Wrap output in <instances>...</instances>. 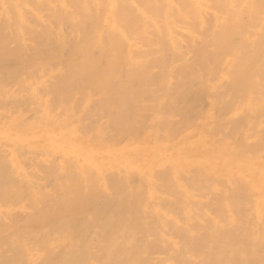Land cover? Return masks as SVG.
<instances>
[{
  "label": "bare ground",
  "instance_id": "obj_1",
  "mask_svg": "<svg viewBox=\"0 0 264 264\" xmlns=\"http://www.w3.org/2000/svg\"><path fill=\"white\" fill-rule=\"evenodd\" d=\"M27 3L2 0L1 75L19 77L26 68L37 74L35 69L62 67L55 80L46 79L51 83L45 95L39 93V87L37 91L31 87L29 101L39 108L33 105L37 110L34 121L25 120L20 110L9 118L14 127L30 131L34 141L17 128L18 133L8 140L12 138L22 148L24 144L43 149L49 145L62 158L47 159L50 163L42 164L45 171L39 167L51 181L37 177L45 185L53 184L49 189H35L33 184L39 182L31 177L36 172L30 177L18 159L22 149L17 152L18 147L14 149L7 141L13 150H5L8 153L3 154L8 155L2 157L0 144L1 200L14 198L10 206L14 204L24 214L21 219L22 213L12 214L13 206L0 207L8 218L0 214V245L8 239L11 264L36 259L39 264H57L49 256L57 245H65L59 247L61 254L55 251L63 264H151L152 256L144 258V254L154 255L151 248L158 243L165 249L171 245L173 252L168 257L164 253L159 260L153 256L158 264H171L173 257L178 264H264V167L259 166L264 156L258 153L264 149V0ZM33 19L41 28H33ZM64 23L71 27V33L67 31L70 39L62 31ZM12 40L14 47L9 45ZM65 45L66 58L60 53ZM17 98L13 105L27 108L29 101ZM204 98L210 99V108L203 112L200 101ZM95 116L99 120L94 121ZM85 118L94 123H82ZM225 119L234 127L228 130H240L238 139L232 133L231 138L237 139L233 142L219 137L220 132L227 134L221 130L227 127ZM244 119L251 131L239 128L238 122ZM93 127L100 141H105L110 168L119 166L124 171L108 177L103 173V161L95 158V143H83V138L91 140ZM57 129L58 138L53 133ZM108 130L130 139L129 148H115L117 141L106 140L114 137L110 132L111 137H106ZM174 134L178 140L173 139ZM187 142L196 145L188 149ZM251 148L256 149L253 154ZM8 165L9 172L20 181L25 179L26 185L15 183V178L9 181ZM133 174L138 176L137 183L131 182ZM232 184L235 189L228 188ZM249 191L251 199L246 196ZM21 193L28 195L26 206L19 204ZM210 194L214 199L204 205ZM167 203L182 212L177 213L183 220L170 214L173 206L167 212L171 204L166 210L161 206ZM209 204L216 206L213 215L206 212ZM151 206H155L154 217L158 215L154 222L147 215ZM167 233L180 238L182 244ZM5 251L0 250L1 262L7 257Z\"/></svg>",
  "mask_w": 264,
  "mask_h": 264
},
{
  "label": "rangeland",
  "instance_id": "obj_2",
  "mask_svg": "<svg viewBox=\"0 0 264 264\" xmlns=\"http://www.w3.org/2000/svg\"><path fill=\"white\" fill-rule=\"evenodd\" d=\"M27 1H28L27 4H28V5H31V4L34 3L35 0H27ZM5 3H6V2H5ZM1 5H2V0H0V6H1ZM46 11H47V10L44 9V10H43V13H47ZM44 19L46 20V17H45ZM33 20H35V19H33ZM0 22H1V20H0ZM34 22L37 23L36 20H35ZM31 23H33L32 20H31ZM35 23H33L32 26H33V28L38 29V27H40V24H41V23H37V24H35ZM64 24H65V23H64ZM41 25H42V24H41ZM40 28H41V27H40ZM42 28H43V27H42ZM6 31H7V30H6ZM62 31H63V33H65V36L67 35V39H70L71 36H70L69 33H71V32H70V31H71V27H70V25H69L68 23H66L65 25L62 26ZM67 31H68L69 33H68ZM66 32H67V34H66ZM6 33H7V32H6ZM68 34H69V35H68ZM71 35H72V34H71ZM9 37H10V36H8V38H9ZM9 41H10V40H9ZM68 41H69V40H68ZM28 42H29V41H28ZM14 44H15V43L13 42V40H12L11 42H9V45H10L11 47H12V46L14 47ZM66 47H68V46L65 45V47H63L62 51H60V53L62 52V53H63L62 55L65 56V57L63 56L64 58H66V55H65L66 53H64V52H66V51L68 52V50L65 51V49H68V48H66ZM63 51H64V52H63ZM60 55H61V54H60ZM191 56H192V55L190 54V55H189V58H191ZM60 57H61V56H60ZM61 59H62V57H61ZM61 67H62V66H57L56 68H53V69H51V70H48V68H47V69H45V68H44V69H38V70L35 69V71L37 72V74H36L35 72H33L34 69L26 68V69L20 74L19 77H13L12 75L7 74V75L10 76V78H6V77H5V76H7V75H5L6 72H5V74L3 73L5 76L1 75V73H0V76H1V77H0V93H1V94H0V102L2 103V104L0 103V105H2V106H0V107H2V108H1V112H2V114H0V129L2 128V126H3V128L5 127L4 129H3V128L1 129L2 131L0 130V132H2V134L0 133V144H1V148L3 147V148H2L3 152L0 151V152H2V155H1V156L4 157V156H5L4 154H5V153H8V152H5V150H7V149H9V148L13 150V148L16 149V148L18 147V150L16 149L17 152L19 151V148L22 149L21 151L18 152L20 155L17 154V152H16L17 157H18V155L20 156V157L18 158L19 161H21V159H22V161L25 159V161L27 162V159H28V158H24V157H27V156H28V157L31 158V160H32V158L34 157L33 160H32V162H33L36 166H34V164L31 163V160H30V159H29V161H28L29 163L27 162L29 165L26 164V163H24V161H23V162L21 161V165H22V166L24 165L23 167H24V169H26L27 172L30 173V174L28 173V174L30 175V177L33 176L34 173L36 172V173H35V176L31 177V178L33 179L32 181H36V183L39 182V184L37 183V185H35V183L33 184V185L35 186V189H36V188H39L40 186H41L40 188L43 187V188L49 189V186L53 184V182H51L52 184L49 182V184H50L49 186L44 184L43 181H44V180H47V179H45V178H46V174L43 173V171L46 170V168H44L43 165L49 164L50 162H48V160H52L51 157L54 158V157L56 156L54 159H56V158H57V159L62 158V153H61L60 151H59V153H58V151L54 150L55 148H52V146L49 147V145H48V147H46L45 149L40 148V147H41L40 145H39V146H36V147H30L29 145L24 144V147H25V145H26L25 148H24V147L22 148V146H16L17 143L14 144V140H13L12 138H13L15 132H16V128H17V127H14V126H16V125L13 124V121L10 120L9 118L12 117V116H14V114H17L18 110H20V112L22 113L23 118H24L25 120L27 119V121H34V118L36 119V115H37L36 113H37V110H38L39 108H38L37 105H35V103L32 104V103L29 101V100H30L29 95H31V87H34L35 89H36V87H37V88L39 87V89H38V91H40L39 93L45 95V94L47 93V92H45V91H46L45 88H46V86H47L48 83H51V82H47L46 79H48V81H49V80H50V81L55 80V78H57L56 76L59 75V73H60L59 70L61 69ZM31 70H32V71H31ZM42 70H43V71H42ZM45 70H46V71H45ZM28 72H31L32 75L28 74ZM25 73H26V74H25ZM33 74H35V76H34ZM29 75H30V76H29ZM40 75H41V77H39ZM9 76H7V77H9ZM11 76H12V77H11ZM27 76H28V77H27ZM25 77H26V78H25ZM29 77H30V78H29ZM37 77H39V78L37 79ZM45 77H46V78H45ZM19 78H21V79H19ZM31 78H32V79H31ZM43 78H44L46 81H44ZM52 78H53V79H52ZM36 79H37V80H36ZM19 80H20V81L22 80V82H21V83L18 82ZM42 80H43V81H42ZM32 81H33V82H32ZM12 82H13V83H12ZM14 82H15V83H14ZM17 83L22 84V85L17 86V85H18ZM40 83H41V84H40ZM11 84H12V85H11ZM16 84H17V85H16ZM42 84H43V85H42ZM7 85H8V87H7ZM41 85L43 86V88H42ZM7 88H9L8 91H7ZM6 91H7V92H6ZM13 91H14V92L16 91V92L14 93ZM17 91H18V92H17ZM36 91H37V89H36ZM12 92H13V93H12ZM11 93H12V94L19 93V94H16V96H15V95H12ZM21 94H23V95L20 96ZM7 95H8V96H7ZM17 95H18V96H17ZM48 95H49V91H48ZM4 96H5V98H4ZM9 96H10V97H11V96H13V97L15 96L16 98L14 97V99H18L17 97H19V99L23 97L24 100L29 101V103L27 102V108H28L29 111L27 110L26 105H20L19 107L17 106V104H14V105H13V103H14L13 100H14V99L12 100ZM1 97H3V98H1ZM7 97H8L12 102L8 101L9 99H8ZM204 99H205V98H204ZM204 99H202V100H204ZM2 100H3V101L5 100L6 103H7L8 105H7L5 102H3ZM202 100H201V101H202ZM209 100H210V99H209ZM209 100L206 98V99L204 100L203 103L200 101V103H201V107H202L201 110H202L203 112L206 111V110H208V109L210 108V101H209ZM77 101H78V100H77ZM3 103H4V104H3ZM11 103H12V106H11L12 108L10 107ZM206 103H207V104H206ZM15 105H16V106H15ZM33 105L36 106V109H37V110L35 109V107H34ZM13 106H14V107H13ZM91 106H92V105H91ZM9 107H10V108H9ZM24 107H25V108H24ZM32 107H33V108H32ZM50 107H51V109L49 108V110L52 112L54 108H52V106H50ZM53 107H55V106H53ZM95 107H96V105H95ZM206 107H207V108H206ZM22 108H24V111H22ZM31 108L34 109V110L32 111ZM16 109H17V110H16ZM30 109H31V110H30ZM84 109L88 110L89 107H88V108H84ZM11 110H12V112H11ZM227 110H228V109H225V111H227ZM7 111H8V112H7ZM30 111H31L33 114H35L33 117H32L33 114H32ZM82 111H83V110H82ZM82 111H81V112H82ZM1 112H0V113H1ZM24 112H25V113H24ZM54 112H55V111H54ZM84 112H86V111H84ZM86 113H87V112H86ZM86 113H84V114L86 115ZM31 114H32V115H31ZM1 116H2V118H1ZM5 116H6V117H5ZM7 116H8V117H7ZM82 116H83V115H82ZM30 117H32V118H30ZM83 117H85V116H83ZM88 117H89V116H88ZM97 117H98V116H97ZM94 118H95L94 121H95L96 119L99 120V118H96V116H95ZM247 119L249 120V118H247ZM247 119H246V120L244 119L245 122H244L243 120H242L241 122H238V123H239L238 126H239V128H240L241 130H242V128H243V130H245L244 127H246V124H248ZM89 120H90V118H89V119H86V118H85V122H83V121H84V119H83L82 123H89V124H91V120H92V119L90 120V122H89ZM9 121H10V122H9ZM11 121H12V123H11ZM94 121L92 120V123H94ZM224 121H226L225 124H224V122H223V120H222V124H221V125L223 126V124H224V125L227 126V127H223L221 130L224 129V132H226L227 134H225V133L222 134V132H220L222 135L219 133V134H220L219 137H220V138H223V139L229 137L228 141H229V142H233V141H235L236 138L238 139L239 135H238V137H237L236 135H237V134H240V130H239L238 128H236V130L238 129L237 131H239V133H236V134H235V131H236L235 129H234L235 131H233V129H232V130H228V129L232 128L233 125H231V126H232V127H231V126L229 125L230 122H228V120L225 119ZM238 121H239V120H238ZM227 122H228V124H227ZM246 122H247V123H246ZM150 123L153 124L154 122L150 121ZM150 123H149V124H150ZM240 123H241V125H242L243 127L240 126ZM151 124H150V125H151ZM231 124H233V123H231ZM91 125H92V124H91ZM249 125H250V124H249ZM7 126H8V127H7ZM220 127H221V126H220ZM229 127H230V128H229ZM8 128H10L11 132H10V130H9ZM12 128H13L14 130H13ZM233 128H234V127H233ZM251 128H252V127H250V128L248 129V128L246 127V129H248L249 131L252 130ZM5 129H6V130H5ZM7 129H8L9 131H8ZM17 129H18V131H19L20 133L23 132V133H22L23 135L25 134V136H28L27 139H29V138L31 139V138H32L31 135L29 136L30 131L27 133V132L24 131V130L22 131V130H20L19 128H17ZM64 129H66V128H64ZM95 129H96V127H93L91 130H89V137H90L91 140H89V139H87V138H83V143H85V144H92V145L95 143V146H94V147H95V149H94L95 155H96L97 152H98V154H97V156H96L95 158L98 159V160L103 161V163H104V164H103V167H104V168H102V169H104V170H103V173L107 174V177H108V176H110V173H111V175H113V174H115V173H118V171H120V172L124 171V168H123V167H119V166H117V167H113V168H110V166L108 165V161H109V160L106 159V158H107L106 155H108L109 153H108V154L105 153L106 150H104V149H106V148H105V146L103 145V144L105 143V141H104V142H103V140H102V142L100 141V137L98 136L97 131H96L97 129H96V130H95ZM184 129H185V128H184ZM225 129H226V130H225ZM250 129H251V130H250ZM243 130H242V131H243ZM6 131H7V134L4 133V132H6ZM13 131H14V133H13ZM18 131H17L16 133H18ZM90 131H92V132H90ZM94 131H95V132H94ZM229 131H233V132H230V133H229ZM237 131H236V132H237ZM56 132H57V133H56ZM93 132L95 133V135L92 134ZM109 132H110L114 137H111V134H110ZM10 133H12V134H10ZM53 133H54V134L57 136V138H58L59 130L57 129V130H55ZM106 133L109 134V135L106 134V135H107L106 137H108V136L111 137V138H107L106 140H109V139L112 140V139H113L112 141H117L118 145H116L115 148H121V147H122V148H129V147H128V141H129L130 139L126 140V139H122L121 137H120V138H119V137H116V136H115L116 133H115L114 131H110V130H108ZM186 133H187V132H186ZM232 133H234L235 135H234V134L232 135ZM3 134H5V135H7V136H3ZM9 134H10V135H9ZM176 134H177V133H176ZM176 134H174V135H172V136H173V139L178 140L179 136H178V137L175 136ZM1 135H2V136H1ZM12 135H13V136H12ZM92 135H93V136H92ZM231 135H232L233 137H236V138H233V137L231 138ZM8 136L12 137L11 139H12L13 141H12L10 138H9L10 140H8ZM56 136H55V137H56ZM96 136H97V137H96ZM188 136H191V135H188ZM222 136H223V137H222ZM2 137H3V138H2ZM6 137H7V138H6ZM1 138L3 139V141H4L5 143L2 142V139H1ZM191 138H192V137H188L187 139L190 140ZM30 139H29V140H30ZM94 139H95V140H94ZM114 139H115V140H114ZM230 139H231V140H230ZM237 139H236V140H237ZM32 140L34 141V138H32ZM87 140H88L89 142H88ZM111 140H110V141H111ZM7 141L12 145L13 148L10 147L11 145L8 144ZM96 141H100L101 143H100V142H96ZM190 141L192 142V139H191ZM125 142H127V143H125ZM191 142H187V143L190 144V147H189V145H187L188 149H193V148H194L193 146L196 145V143H192V144H194V145H192ZM250 142H252L251 144L254 143L253 141H249V143H250ZM2 143H3L4 145H3ZM43 143H44V142H42L41 144H43ZM98 143H99V144H98ZM110 143H113V144H114V143H116V142H110ZM249 143H248V144H249ZM5 144H6V145H5ZM7 144H8L9 146H8ZM13 144H14L15 146H14ZM125 144H126L127 146H126ZM248 144H245V148L247 147V150H249V149H248V148H249V147H248ZM251 144H249V146H250ZM123 145H125V146H123ZM191 145H192V148H191ZM6 146H7V147H6ZM202 147H204V146H202ZM252 147H253V146H252ZM254 147H255V146H254ZM36 148H37V152L34 151V149L36 150ZM25 149H26V150H25ZM39 149H42L43 152L40 150L42 153H39V152H40ZM102 149H103V150H102ZM253 149L256 150L255 148H253ZM253 149L251 148L252 151L250 150V153L252 152V154H253ZM0 150H1V149H0ZM23 150H24V151H28L29 153H27V152L25 153V152H23ZM7 151H8V150H7ZM45 151H46V152L48 151V154H47ZM128 151H129V149H127L125 153H127ZM4 152H5V153H4ZM22 152L25 154V156L23 155ZM30 152H33V153H30ZM51 152H52V154H51ZM100 152H102V153H100ZM166 152H168V153H164V155H165V157H168L169 150H166ZM248 152H249V151H248ZM3 153H4V154H3ZM36 153H37V155H35ZM38 153H39V155H38ZM43 153H44V155H43ZM111 153H113V152H111ZM258 153L260 154V157H261V156H264V149L259 150ZM258 153H257V154H258ZM21 154H22V155H21ZM104 154H105V155H104ZM259 154H258V155H259ZM3 155H4V156H3ZM7 155H8V154H7ZM7 155H6V156H7ZM40 155H42V156H40ZM48 155H49V156H48ZM103 155H104V156H103ZM249 155H250V154H249ZM1 156H0V157H1ZM6 156H5V157H6ZM22 156H23V157H22ZM58 156H59V157H58ZM240 156H241V155H240ZM35 157H37V158H35ZM241 157H242V156H241ZM236 158H237V156H236ZM238 158H239V157H238ZM238 158H237V159H238ZM38 159H40L41 162H40V160H38ZM47 159H48V160H47ZM57 159H56V160H57ZM242 159H243V158H242ZM250 159H251V158H247V161H248V163L251 164V162H249ZM253 159H254V158H253ZM253 159H252V160H253ZM45 160H47V161H45ZM119 160H122V158L120 159V157H119V158H118V161H115V162H118V164L121 163V162H119ZM244 160H245V159H244ZM106 161H107V162H106ZM225 161H226V160H225ZM225 161H223V162H225ZM37 162H39L40 165H39ZM244 162H246V161H244ZM23 163H24V164H23ZM259 163L261 164V165H259V166H260L261 169H262V167H264V162H263V160H259ZM25 164H26V167H27V168L25 167ZM31 164H32V165H31ZM42 164H43V165H42ZM227 164H228V163H225L224 165H227ZM27 165H28V166H27ZM107 165H108V166H107ZM42 166H43V167H42ZM48 166H49V165H48ZM121 166H122V165H121ZM36 167H37V168H36ZM39 167H41V168L43 169V171H42L41 168L39 169ZM107 167H108V168H107ZM90 168H91L90 170H91L92 174H95V175H96V170H95V168H93V167H90ZM35 169H37V170L35 171ZM92 169H93V170H92ZM120 169H121L122 171H121ZM6 170H7L8 173H10V172H9V171H10V166H9V165L6 167ZM39 170H40V171H39ZM26 171H25V172H26ZM27 172H26V173H27ZM93 172H94V173H93ZM191 172H192V171H191ZM191 172H190V174H191ZM190 174H188V175H190ZM38 175H40V177H41L42 179H44V180H42V179L40 180V177H37ZM12 176H13V177H12ZM34 177H37V178H38V181H37L36 179H34ZM133 177H134V178H133ZM13 178H15V179H14L15 183H16V182L19 183L18 181H20V178L17 177L16 174L13 173V175H12V174L10 173L9 181L14 182V181H12ZM51 178H52V177H51ZM134 179H135L136 182L133 181ZM21 180H22V179H21ZM23 180H24V181H20V182H21V183H22V182H25V184L22 183V185H26V181H25V179H23ZM48 180L51 181V179H50L49 177H48ZM48 180H47V181H48ZM138 181H139L138 176H137L136 174H133V176L131 177V182H133V183H137ZM45 182H46V181H45ZM204 182H206V180H205ZM207 182H208V179H207ZM207 182H206V183H207ZM217 182H218V181H217ZM220 182H221V181H220ZM15 183H14V185H16ZM21 183H20V184H21ZM47 183H48V182H46V184H47ZM215 183H216V182H215ZM216 184H217V183H216ZM17 185H18V184H17ZM17 185H16V186H17ZM22 185H21V186H22ZM232 185H233V184H232ZM21 186H19V187H21ZM24 187H25V186H23V192H24V190H26V187H25V188H24ZM231 187L234 188V185H233V186H230V187L228 186V188H231ZM21 188H22V187H21ZM21 188H20V189H21ZM50 188H51V186H50ZM234 189H235V188H234ZM247 190H248V188H247ZM192 192L194 193L193 189H192ZM233 192H234V190H233ZM235 193H236V191H235L233 194H235ZM23 194H25V193H23ZM23 194L21 193V194H20L21 196H18V200H19V204H20V205H25V206H26V204L28 203L27 200H26V199H28V198H27L28 195L26 196V194H25V196H26V197H25ZM251 194H252V195H251ZM22 195H23V196H22ZM248 195H249V196H248ZM0 196H1V195H0ZM209 196H210V197H208L207 200H203V201H204V205H205L206 203H211L212 200L214 199V197H211V196H213L212 194H210ZM246 196H247L249 199H251V198L253 197V193H252L251 191H249V193L246 194ZM250 196H251V197H250ZM1 197H3V196H1ZM1 197H0V207H1V209H3L4 207H5V208L12 207V206L14 205V204H13V205L10 206V204H11L12 202H15V201L13 200L14 198H10V197L7 198V197H6V198L9 199L10 201L7 200L6 198H4L5 201H6V203H5V201L3 200V202L5 203V204H3L2 200H1V199H3V198H1ZM102 197H104V196L102 195ZM20 198H21V199H20ZM210 198H211V201H210ZM212 198H213V199H212ZM208 199H209V200H208ZM149 201L151 202V205H153V201H152V200H149ZM206 201H207V202H206ZM208 201H210V202H208ZM165 203H166V202H165ZM1 204H2V205H5V206H2ZM169 204H171V203H167V204H164V205H161V206L166 210V208L169 207ZM210 205H211V204H209V205H207V206L210 207ZM172 206H173V205L171 204V206H170L169 208H167V209H168L167 212H169V210L171 209ZM16 207H17V206H13L14 211H12V214H13V213L15 214V212L18 211V212H16V213L18 214V213L20 212V213H19V215H20L22 212H21L19 209H17ZM154 207H155V206H151V212H149V213L147 212V213H148V214H147L148 216L151 215V217H150V219H149V222H150V221H151V222H154L155 219L158 217V215H157V217H154V210L152 211V209H153ZM158 207H159V206H158ZM211 207H212V208H211ZM211 207H210L209 209H208V207H207L206 212L208 213V211H209L208 214L213 215V214L216 212V211H215L216 208L214 209V207H216V206L211 205ZM5 208H4V209H5ZM173 208H174V206H173ZM248 208H250V205H248ZM16 209H17V210H16ZM173 210H175V211H173ZM173 210H172V209L170 210V214H173V215L176 216V217H177L178 213L181 212V211L178 212V210H176V207H175ZM204 210H205V209H204ZM171 211H172V213H171ZM250 211H251V210H250ZM250 211H249V212H250ZM173 212H176V213H175L176 215H175ZM177 212H178V213H177ZM203 212H205V211H203ZM203 212H201V213H203ZM2 213H3L4 215H3ZM2 213L0 212V214H2L3 217H5V216H6V214H5L6 212H5V213L2 212ZM150 213H151V214H150ZM12 214H11V215H12ZM17 214H16V215H17ZM180 214H182V212H181ZM16 215L14 216V218H17V217H18V219H19V216H16ZM22 215L24 216V214H23V213L21 214V216H20L21 219L23 218ZM182 216H183V215H182ZM179 217L182 218L181 215H178V218H179ZM152 218H153L154 220H153ZM180 218H179V219H180ZM183 218H184V217H183ZM183 218H182V220H183ZM5 219L8 221V218L5 217ZM146 219H148V217H147ZM152 220H153V221H152ZM156 220H158V219H156ZM156 222H157V221H156ZM157 223H158V222H157ZM167 235H168L170 238L173 237V238H172L173 240L175 239L176 241H179V242H178L179 245L182 244L180 238H177V237L174 238V236H173V235H170L169 233H167ZM167 235H166V236H167ZM168 236H167V237H168ZM6 239H7V238H6ZM5 241H6V242H5ZM7 242H8V239H7V240H4V242H3L4 244L0 245V250H1V251H2L3 249L6 250V251H5V254H6V256H7V257H5V259H4V261H3L4 263L1 262L2 259H0V264H1V263L5 264V262H7L9 259L11 260V261H10V264H11V262L13 261V258H10V257H11L10 254H12V252L9 251L8 245H6ZM160 243H162V242H160ZM162 244H164V243H162ZM153 246H154V247H153ZM153 246H152L151 249L154 248V249H153V250H154V255H153V254H152V255L149 254L148 251L146 250V252H147L149 255L145 252V253L147 254V256L144 254V256H145L144 258H148V257L150 258V257L152 256V258L149 259V261L153 259L152 261L156 262V263L153 262L154 264H158V263H157V262H158L157 260H159L160 258H164L165 256L168 257V256H170V255L173 254V252H172V248H170L171 245H165V246H167V247H166L167 249H165L164 245H161V244H159V243L156 244V245H153ZM168 246H169L170 249H168ZM57 247H58L57 249H54V250H52V252H51V253H54V255H51V253H50V255H49V254H48V255L50 256V258H53V259L55 260V262L58 264L59 262L62 263V262L64 261V259H63V261H62L61 259H59V258H62V257L58 255V257H59V258H58L57 255H55V254H56L57 252H58L59 254H61L60 252H61V250L65 247V245H63L62 247H61V245H57ZM59 247L62 248V249L60 248V249H61L60 252H59ZM159 247H161V248H159ZM1 248H2V249H1ZM163 248H164L165 250H164ZM151 249H148V250L150 251ZM156 250H157V251H156ZM159 250H160V251L162 250V252L159 253V252H160ZM7 251H8V252H7ZM55 251H57V252H55ZM166 251H167V252H166ZM150 252H151V251H150ZM156 252H157V255L155 254ZM58 253H57V254H58ZM152 253H153V252H152ZM158 253H159V254H158ZM164 253H165V256L163 255ZM170 253H171V254H170ZM62 254H63V253H62ZM72 254L74 255L73 252H72ZM166 254H167V255H166ZM168 254H170V255H168ZM9 255H10V256H9ZM153 256H156L155 258H156V259L158 258V259L156 260ZM159 256H160V257H159ZM6 259H7V260H6ZM176 259H177V258H176ZM176 259H174V257H173V261H172V259H171V261H170L171 264H175V263L178 264V263H177V262H178V259H177V261L174 262V260H176ZM147 260H148V259H147ZM147 260H146V261H147ZM146 261H145V262H146ZM152 261H151V264H153ZM64 262H65V261H64ZM7 263L9 264V262H7ZM7 263H6V264H7ZM25 263H26V264H28V263H29V264H39V260L36 259V260H32V261H25L24 264H25ZM62 264H63V263H62ZM147 264H148V261H147ZM149 264H150V263H149ZM169 264H170V263H169Z\"/></svg>",
  "mask_w": 264,
  "mask_h": 264
}]
</instances>
